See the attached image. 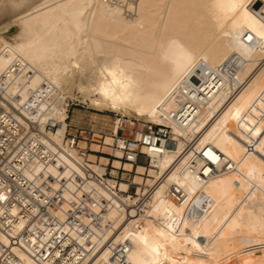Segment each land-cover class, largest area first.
Returning <instances> with one entry per match:
<instances>
[{
    "label": "bare ground",
    "instance_id": "obj_1",
    "mask_svg": "<svg viewBox=\"0 0 264 264\" xmlns=\"http://www.w3.org/2000/svg\"><path fill=\"white\" fill-rule=\"evenodd\" d=\"M18 2L0 7V74L18 59L31 73L29 88H49L39 106L40 131L61 144L65 95L72 94L77 71L87 82L77 86L78 92L87 94L94 108L164 124L176 142L146 167L150 170L138 165L135 173L147 177L148 186L135 184L136 195L121 196L126 207L114 200L103 241L128 242L129 264H264V21L253 0ZM161 3L169 11L165 18L156 14ZM248 34L249 44L244 41ZM200 61L214 73L226 63L232 69L216 83L212 74L205 78L209 98L196 118L181 127L167 115L186 116L172 93ZM16 89L14 84L9 91ZM49 121L55 133L44 131ZM110 143L107 138L105 144ZM208 146L232 162V169L218 166L201 182L189 171L190 159ZM87 158L102 176L109 160ZM113 165L120 167L116 161ZM124 170L132 166L125 164ZM121 182L117 187L125 193L128 185ZM172 186L186 192L183 204L166 199ZM201 194L206 196L202 206ZM141 196L138 212L134 206ZM15 253L34 264L23 251ZM82 264L119 263L103 246Z\"/></svg>",
    "mask_w": 264,
    "mask_h": 264
},
{
    "label": "built area",
    "instance_id": "obj_2",
    "mask_svg": "<svg viewBox=\"0 0 264 264\" xmlns=\"http://www.w3.org/2000/svg\"><path fill=\"white\" fill-rule=\"evenodd\" d=\"M252 5L264 21V1L253 0ZM244 41L251 43L252 36L246 35ZM24 67L16 59L0 74V264H27L15 250L23 251L34 264H82L103 246L113 260L129 264L128 242L103 241L102 236L111 228L105 217L115 207L114 200L126 207L120 197L136 195L130 174L134 175L141 165L139 162L149 167L163 151L175 147L171 128L150 121L137 128L134 120L119 118L107 146L111 151L121 152L117 157L109 154V158L119 161L120 167L113 168L112 160L99 176L90 168L87 157L94 152L87 148L80 128L70 134L66 133V127L60 145L40 131L39 106L48 98L49 88L45 89L46 84L41 85L42 90L29 88L31 73ZM227 68L232 69L226 63L214 73L205 62H196L172 93L179 106L184 107L186 116L172 111L167 113L168 118L181 127L196 118L200 105L209 98L208 91L203 90V81L212 74L216 83ZM14 84L17 89L9 91ZM22 93L26 94L23 102L20 101ZM67 108L68 104L65 113ZM56 130L51 121L44 126L46 132ZM81 143L86 146L82 147ZM125 164H130L132 170H124ZM218 166L228 171L232 169V162L208 146L191 156L189 171L205 182L218 171ZM108 179L114 186L107 184ZM121 181L128 185L125 193L117 187ZM100 188L112 199H106ZM165 197L176 204L187 200L186 192L178 186L168 188ZM144 198L141 196L134 206L136 211H141ZM205 199L201 194L198 204L202 206Z\"/></svg>",
    "mask_w": 264,
    "mask_h": 264
},
{
    "label": "rangeland",
    "instance_id": "obj_3",
    "mask_svg": "<svg viewBox=\"0 0 264 264\" xmlns=\"http://www.w3.org/2000/svg\"><path fill=\"white\" fill-rule=\"evenodd\" d=\"M14 1L15 3H17L19 0L18 1L14 0ZM14 1L13 0L12 1L11 0H1L0 7L2 4H3L2 9L3 8L6 9L5 7L6 4H9L7 5V8L13 7V5H15V3H13ZM11 2L13 4H11ZM161 5H163V3H161ZM165 8L167 7H164V5L161 6V8L156 13L157 16H162L163 18H165L169 12ZM22 10H24V8H22ZM192 22L193 20H190L188 24H191ZM91 65L92 64L90 61L88 66L92 67L93 65L92 66ZM72 77H73V80L75 81L74 82L75 87L74 86L72 87L71 92H70L72 93L71 95L70 94L65 95V101H66V104H68L67 113H66L68 117L66 120V127H67L66 133L74 134L75 129L80 128L83 132L82 134L83 140H87L86 142L87 148H90L92 152H94V153H89L90 154L89 156L95 157L96 160H99L100 157H105L108 160H110V164H111V161L113 159L109 158L110 156L109 154H113L114 156L117 157L119 153L115 151H111V147L107 146L104 142L107 138L111 139V134L114 131L116 120H118L119 118H123V117L130 118V120L135 121V124H137L136 126L137 128H139L140 125L145 122V120L142 118L136 117L133 113H131L130 115H127V114L123 115L121 113L111 112L109 110H104V109L99 110L96 107L94 108V106H92L89 96L85 93L78 92L79 90L77 89L78 88L77 86L80 83L83 86L87 85V82L85 81V79H80L77 71L74 74H72ZM60 95H62V93ZM85 96H88V97H85ZM66 104H65V108H66ZM93 134L95 136L92 137ZM81 146L84 147L86 145L81 143ZM113 161L114 162L116 161L118 163V166H120L119 161L115 159ZM139 163L141 165L144 164L143 161H140ZM112 166L113 168L115 167L113 165V162H112ZM141 167L145 168L147 171L150 170L144 167V165ZM132 177H133V174H130V180L131 179L133 180V184H137L139 186L140 185L148 186L147 177L137 176L136 173L134 177L133 178ZM139 186L138 188H140Z\"/></svg>",
    "mask_w": 264,
    "mask_h": 264
},
{
    "label": "crops",
    "instance_id": "obj_4",
    "mask_svg": "<svg viewBox=\"0 0 264 264\" xmlns=\"http://www.w3.org/2000/svg\"><path fill=\"white\" fill-rule=\"evenodd\" d=\"M100 158H105V157H100ZM105 159H107V158H105ZM108 160V159H107ZM109 163V162H108Z\"/></svg>",
    "mask_w": 264,
    "mask_h": 264
}]
</instances>
